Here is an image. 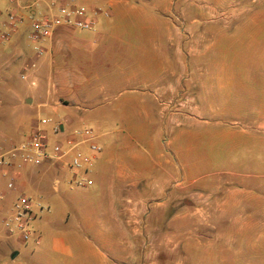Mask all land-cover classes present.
Listing matches in <instances>:
<instances>
[{
	"label": "crops",
	"instance_id": "1",
	"mask_svg": "<svg viewBox=\"0 0 264 264\" xmlns=\"http://www.w3.org/2000/svg\"><path fill=\"white\" fill-rule=\"evenodd\" d=\"M53 1L84 8V17L94 19L96 26L87 30L59 24L38 54L28 37L29 16L55 14ZM162 3L0 0V28L9 12L25 17L11 39L0 45L1 63L10 59L27 74L16 114L27 113L30 131L42 127L50 144L87 126L95 130L98 142L107 136V148L89 174L92 185L82 188L84 195L64 191L73 176L65 162L26 164L14 171L16 188L8 190L0 215L10 211L21 192L36 194L45 214H39L31 227L41 242L19 248L0 244V264H78L82 258L88 264H160L158 259L149 261L148 240L138 242V235L150 234L160 236L155 253L166 247L180 256L171 264H264V183H238L226 198H192L201 204L185 208L170 205L179 198L129 193L146 174L160 172L153 176L150 191L167 195L180 170H191L184 156L190 152L193 134L180 130V120L163 106L180 87V36L171 19L149 14V9L167 11ZM148 22L154 30L147 34ZM260 24L256 19L240 21L236 34L256 40L258 31L264 30V22ZM220 34L229 37L227 26ZM220 56L223 77L228 73L227 46H222ZM89 118L97 128L86 125ZM58 123L62 131L55 133ZM181 139L186 140L185 147ZM79 148L89 153L87 144ZM6 182L2 178L0 186ZM153 215L155 225L149 223ZM132 218H141L140 228L132 226ZM158 218H169V225ZM22 253L28 261L17 260ZM53 255L57 260L49 259Z\"/></svg>",
	"mask_w": 264,
	"mask_h": 264
},
{
	"label": "rangeland",
	"instance_id": "2",
	"mask_svg": "<svg viewBox=\"0 0 264 264\" xmlns=\"http://www.w3.org/2000/svg\"><path fill=\"white\" fill-rule=\"evenodd\" d=\"M162 4L168 7L167 11L149 9V14L171 19L180 36V87L163 106H166L165 112L171 109L180 120V130L193 134L190 152L184 156L191 170H180L178 180L168 188L167 195L160 197L150 191L153 176L160 172L146 174L141 184L129 193L133 197L142 193L148 198H179V203L170 205L185 208L201 204L194 203L192 198H226L239 188L238 183H264V30L258 31L256 40H246L236 34L240 21L256 19L262 25L264 0H163ZM148 23L144 29L147 34L154 30L152 23ZM224 26H227V38L220 34ZM222 46L228 49V73L223 77L219 72ZM26 79L27 74L23 77L10 59L4 64L0 61V140L5 147L28 138L37 128L30 131L32 124L27 120V113L16 114L17 103L21 102L19 97L22 99L26 92L22 87ZM91 119L86 125L97 128ZM106 139L105 135L99 141L104 151ZM179 143L181 147L186 146L184 139ZM64 191L85 193L82 188L69 186ZM43 211L39 214H45ZM156 216L160 217L161 213ZM156 216L149 218V223L155 225ZM160 220L164 226L169 225V218ZM131 223L140 228L143 222L141 218H132ZM145 238L149 242V261L158 259L160 264H171L180 258L166 247L155 253L153 248L160 236L138 235L139 244ZM0 244L13 248L26 245L17 233H8L1 215ZM53 256L49 259L57 260ZM17 260L28 261L24 253ZM72 260L67 258L68 262ZM88 263L85 258L78 260V264Z\"/></svg>",
	"mask_w": 264,
	"mask_h": 264
},
{
	"label": "built area",
	"instance_id": "3",
	"mask_svg": "<svg viewBox=\"0 0 264 264\" xmlns=\"http://www.w3.org/2000/svg\"><path fill=\"white\" fill-rule=\"evenodd\" d=\"M53 15L41 14L30 15V30L28 33L29 40L35 44L38 54H42L44 48L42 43L45 42L53 33L54 28L59 24H67L75 28L94 29L96 21L85 18V10L80 6L56 5ZM25 17L14 12H9L2 21L0 28V44L9 41L19 24L24 21ZM25 77V74H23ZM47 119H42L41 123L45 124ZM54 132L60 133L62 126L60 123L54 126ZM87 144L89 153H84L79 146ZM102 145L96 140L95 130L90 127L75 130L69 133L64 141H56L50 144L46 131L38 126L28 138L13 143L9 147L0 140V180L7 178L6 186H0V213L4 211V202L8 190L16 188V176L14 171L26 164L40 165L48 161H62L73 171L70 180V187L86 188L92 185L90 171L94 160L102 152ZM38 208V210H37ZM44 206L36 196L27 192H21L11 205L10 211L2 217V223L10 234L17 233L24 243L40 244L41 238L35 234L31 223L42 212Z\"/></svg>",
	"mask_w": 264,
	"mask_h": 264
},
{
	"label": "water",
	"instance_id": "4",
	"mask_svg": "<svg viewBox=\"0 0 264 264\" xmlns=\"http://www.w3.org/2000/svg\"><path fill=\"white\" fill-rule=\"evenodd\" d=\"M17 254H18V252L16 251V252H14V253L11 255V257H12V258H15V257L17 256Z\"/></svg>",
	"mask_w": 264,
	"mask_h": 264
}]
</instances>
